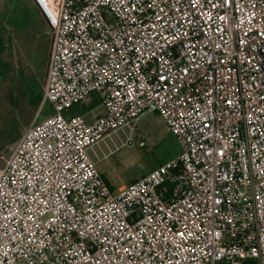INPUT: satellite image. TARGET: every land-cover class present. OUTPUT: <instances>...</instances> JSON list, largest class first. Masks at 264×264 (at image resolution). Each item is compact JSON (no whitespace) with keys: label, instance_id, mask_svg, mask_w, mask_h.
Wrapping results in <instances>:
<instances>
[{"label":"built area","instance_id":"built-area-1","mask_svg":"<svg viewBox=\"0 0 264 264\" xmlns=\"http://www.w3.org/2000/svg\"><path fill=\"white\" fill-rule=\"evenodd\" d=\"M33 2L53 115L0 153V264H264V0ZM151 113L182 152L113 193L90 150Z\"/></svg>","mask_w":264,"mask_h":264},{"label":"rangeland","instance_id":"rangeland-1","mask_svg":"<svg viewBox=\"0 0 264 264\" xmlns=\"http://www.w3.org/2000/svg\"><path fill=\"white\" fill-rule=\"evenodd\" d=\"M32 0H0V31L6 46L0 51V153L9 154L34 122L53 115L43 103L46 68L52 42L31 9ZM95 98V97H93ZM92 98V99H93ZM76 105L72 114L84 105ZM132 136L133 142L129 143ZM143 142L145 145L140 146ZM182 152L181 143L155 113L126 126L90 151L92 159L113 193L150 174L161 163Z\"/></svg>","mask_w":264,"mask_h":264},{"label":"crops","instance_id":"crops-1","mask_svg":"<svg viewBox=\"0 0 264 264\" xmlns=\"http://www.w3.org/2000/svg\"><path fill=\"white\" fill-rule=\"evenodd\" d=\"M31 9H32L33 13H35V15H36V17H37V21H38L42 26H44L45 29H47V32H48V33L51 32V34H52V30H51V28L49 27V25H48L47 21L44 19V17L41 15L40 11H39V10L37 9V7L35 6L33 0H32V4H31ZM5 21H6V20H5V16H4L3 14H1V16H0V31H1V30H2V31L5 30V28H4V23H5ZM52 37H53V35H52ZM51 45H52V42H51ZM5 46H6V43H5V41H4V39L2 38L1 33H0V51H1V49H4ZM50 50H51V46H50ZM49 55H50V53H49ZM48 60H49V58H48ZM47 65H48V62H47ZM46 75H47V68H46ZM99 144H100V143H99ZM99 144H97V145H99ZM97 145H96V146H97ZM96 146H95V147H96ZM93 148H94V147H93ZM93 148H92L90 151H92ZM178 156H179V155H178ZM174 158H175V157H174Z\"/></svg>","mask_w":264,"mask_h":264},{"label":"trees","instance_id":"trees-1","mask_svg":"<svg viewBox=\"0 0 264 264\" xmlns=\"http://www.w3.org/2000/svg\"><path fill=\"white\" fill-rule=\"evenodd\" d=\"M97 104H99V101H98V99L95 97V98H93L91 101H90V104L89 105H84L83 107H82V109L79 111V112H76L75 114H83V113H85L86 111H88V110H90V109H92L93 107H95ZM74 110L72 109L71 111H70V114H72V112H73ZM74 113L72 114V115H75ZM161 164H163V163H161ZM160 164V165H161Z\"/></svg>","mask_w":264,"mask_h":264}]
</instances>
